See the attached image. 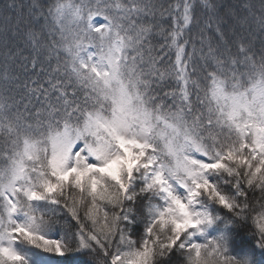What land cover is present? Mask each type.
<instances>
[{"label":"snow or ice","instance_id":"1","mask_svg":"<svg viewBox=\"0 0 264 264\" xmlns=\"http://www.w3.org/2000/svg\"><path fill=\"white\" fill-rule=\"evenodd\" d=\"M0 264H264V0H0Z\"/></svg>","mask_w":264,"mask_h":264}]
</instances>
